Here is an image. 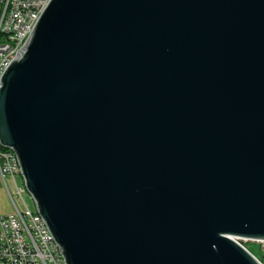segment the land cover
Returning <instances> with one entry per match:
<instances>
[{
	"label": "water",
	"instance_id": "1",
	"mask_svg": "<svg viewBox=\"0 0 264 264\" xmlns=\"http://www.w3.org/2000/svg\"><path fill=\"white\" fill-rule=\"evenodd\" d=\"M0 146L65 264H263L264 0H49Z\"/></svg>",
	"mask_w": 264,
	"mask_h": 264
},
{
	"label": "built area",
	"instance_id": "2",
	"mask_svg": "<svg viewBox=\"0 0 264 264\" xmlns=\"http://www.w3.org/2000/svg\"><path fill=\"white\" fill-rule=\"evenodd\" d=\"M43 1L0 0V70L1 63L25 44L30 23H35V14L42 12ZM17 176L22 178L16 155L0 147V177L14 206L12 213H0V264H65L64 259L55 254V246H51L43 226L37 222V216L26 202L23 178V185H19Z\"/></svg>",
	"mask_w": 264,
	"mask_h": 264
},
{
	"label": "rangeland",
	"instance_id": "3",
	"mask_svg": "<svg viewBox=\"0 0 264 264\" xmlns=\"http://www.w3.org/2000/svg\"><path fill=\"white\" fill-rule=\"evenodd\" d=\"M16 181L19 185H23L21 177L17 176ZM7 182H8L7 184L9 186L10 190H12L13 187L11 186V183L9 181H7ZM24 198H25L26 202L28 203V205L31 207V209H33L34 203L32 201L31 196L28 194L27 191L24 194ZM14 200L16 203H19V201H20L17 197H14ZM13 211H14V206H13V204H12V202L8 196V193L5 189L4 183L0 177V213L1 214H9V213H12ZM240 243L243 246H245L246 249H248L250 251V253H252L255 257L257 256L258 258H260L264 262V241H254V240H244L243 239V240H240Z\"/></svg>",
	"mask_w": 264,
	"mask_h": 264
},
{
	"label": "bare ground",
	"instance_id": "4",
	"mask_svg": "<svg viewBox=\"0 0 264 264\" xmlns=\"http://www.w3.org/2000/svg\"><path fill=\"white\" fill-rule=\"evenodd\" d=\"M48 1L49 0H45V1L42 2V11H43L44 7L46 6V4L48 3ZM40 14H41V12H38V14H35V22L38 19V17L40 16ZM34 24L35 23H30L29 34H30L31 29H32V27H33ZM23 47H24V44H21V49ZM16 54H17V52H13L12 55H11V58H7V60L4 61V63H1L0 79H1V76H2L3 72L5 71L6 67L10 64V62L13 60V58L16 56ZM10 153L15 154L12 150H10ZM16 162H18L17 157H16ZM33 211H34V215L37 216V222L40 223L41 226H43V232H44V234H46V238L49 239V242L51 243V246H55V254L57 255V257L59 259H64L63 256H62V254L59 252L58 246L54 242L53 238L50 236L49 231H48V228H47L44 220L37 213V211L35 209V206L33 208Z\"/></svg>",
	"mask_w": 264,
	"mask_h": 264
},
{
	"label": "trees",
	"instance_id": "5",
	"mask_svg": "<svg viewBox=\"0 0 264 264\" xmlns=\"http://www.w3.org/2000/svg\"><path fill=\"white\" fill-rule=\"evenodd\" d=\"M256 257H257V256H256ZM257 259H258L259 261H261V262L264 264V262H263L260 258L257 257Z\"/></svg>",
	"mask_w": 264,
	"mask_h": 264
}]
</instances>
